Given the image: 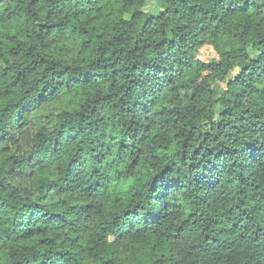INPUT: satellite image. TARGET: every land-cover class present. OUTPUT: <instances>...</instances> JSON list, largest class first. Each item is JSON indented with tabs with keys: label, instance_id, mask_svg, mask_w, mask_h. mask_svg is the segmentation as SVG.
I'll return each mask as SVG.
<instances>
[{
	"label": "clouds",
	"instance_id": "9594fccd",
	"mask_svg": "<svg viewBox=\"0 0 264 264\" xmlns=\"http://www.w3.org/2000/svg\"><path fill=\"white\" fill-rule=\"evenodd\" d=\"M53 262L264 264V0H0V264Z\"/></svg>",
	"mask_w": 264,
	"mask_h": 264
},
{
	"label": "trees",
	"instance_id": "16d2710c",
	"mask_svg": "<svg viewBox=\"0 0 264 264\" xmlns=\"http://www.w3.org/2000/svg\"><path fill=\"white\" fill-rule=\"evenodd\" d=\"M26 207L28 206V205H25ZM56 255H61V253H56ZM53 264H56V262H53Z\"/></svg>",
	"mask_w": 264,
	"mask_h": 264
}]
</instances>
